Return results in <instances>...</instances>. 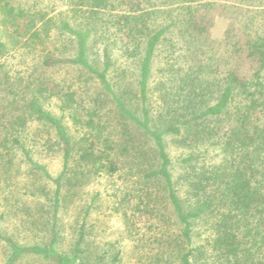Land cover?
Listing matches in <instances>:
<instances>
[{"label":"trees","instance_id":"16d2710c","mask_svg":"<svg viewBox=\"0 0 264 264\" xmlns=\"http://www.w3.org/2000/svg\"><path fill=\"white\" fill-rule=\"evenodd\" d=\"M67 1L49 16L0 0V197L20 225L21 190L50 208L38 242L0 230L5 264H117L119 252L83 248V225L64 252L60 214L90 179L119 175L132 192L114 210L136 264H264V0ZM216 18L227 21L220 40L211 38ZM13 52L38 56L28 75L1 62ZM58 70L78 76L57 81ZM49 153L61 159L55 178L40 163Z\"/></svg>","mask_w":264,"mask_h":264},{"label":"rangeland","instance_id":"374dc122","mask_svg":"<svg viewBox=\"0 0 264 264\" xmlns=\"http://www.w3.org/2000/svg\"><path fill=\"white\" fill-rule=\"evenodd\" d=\"M18 4L23 8L35 7L37 10H44L49 13V16L59 15L67 9V4L71 2L67 0H17ZM63 17H59L62 19ZM104 19L108 18V14L103 15ZM58 19V20H59ZM67 19V15L64 16ZM227 26V21L223 18H216L214 27L211 31V38L214 40H220L223 37ZM2 40L8 42V35L5 32L2 33ZM112 40V39H111ZM93 51L90 53V59L92 62H98L100 56L99 42H93ZM73 53V52H71ZM37 55L26 53H11L6 57L8 68L14 71V74L20 76L28 75L32 64L38 60ZM119 58L115 53L114 59ZM159 63H156L155 71L160 68ZM53 79L57 81L66 80V82L72 81L75 76H78L77 72L73 70H58L51 74ZM51 111L56 116L60 115L58 109L52 108ZM36 134L35 127L30 130V135ZM134 133L135 140L140 145H144V139L138 133ZM42 138H48L45 133H41ZM51 140H54L51 135ZM168 152L172 159L175 161L178 157V152L173 146L171 139H167ZM145 148L148 149V146ZM20 153L17 155L12 174L15 176V181L18 184V188L21 190L24 185L26 177L24 176V165L20 164ZM40 163L47 167V170L52 178H55L61 170V159L58 153H49L47 156L40 157ZM19 168V169H18ZM20 170V171H19ZM124 175L116 176L112 179L108 178H92L88 183L84 184L82 188L76 191L75 198L71 204L67 205V209L60 214V235L63 240L60 243V247L64 252L72 250L75 243V236L80 226H84L83 232L85 234L84 249H88L93 253H98L102 256L111 258L114 254L119 252L120 261L117 264H136L133 254V243L131 236L128 233L127 227L122 219L120 212H116L114 208H118V201L122 197L124 192L130 191L131 182L125 181ZM22 183V184H21ZM22 190L19 195H15L16 199H21L20 203H16L17 209H20L19 218L25 220V225H20L13 215L6 211L8 206L4 204L0 197V230L6 232L9 236L20 243L38 242L48 234L44 231V227L41 224L43 220H46L50 213V208L47 203L34 202L21 196ZM21 196V197H20ZM12 203H15L12 201ZM31 209L28 213L31 216L26 215L24 209ZM21 209L23 211L21 212ZM89 212V217L85 219V212ZM18 218V220H19ZM147 219L144 217L135 218V223L140 229L146 224ZM9 250L4 244H0V264H5L9 256ZM106 257V258H107ZM195 262V261H193ZM17 264H44L38 259L26 258L20 260ZM103 264H109L105 262Z\"/></svg>","mask_w":264,"mask_h":264}]
</instances>
